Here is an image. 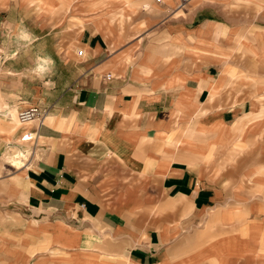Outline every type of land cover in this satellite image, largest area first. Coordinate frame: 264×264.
I'll list each match as a JSON object with an SVG mask.
<instances>
[{"label": "crops", "instance_id": "crops-1", "mask_svg": "<svg viewBox=\"0 0 264 264\" xmlns=\"http://www.w3.org/2000/svg\"><path fill=\"white\" fill-rule=\"evenodd\" d=\"M151 1H120L138 7L128 32L111 1L0 2V264L264 263V198L245 193L263 167L251 176L215 151L205 162L237 141L236 124L215 118L228 98L204 93L205 48L239 28L196 24L202 9L161 24ZM29 107L42 123L19 126ZM28 131L34 145L20 141Z\"/></svg>", "mask_w": 264, "mask_h": 264}, {"label": "rangeland", "instance_id": "rangeland-1", "mask_svg": "<svg viewBox=\"0 0 264 264\" xmlns=\"http://www.w3.org/2000/svg\"><path fill=\"white\" fill-rule=\"evenodd\" d=\"M14 1L0 0L6 6ZM30 1L33 4L37 3L38 6L42 4L41 1L54 5V0ZM107 1L112 2L111 11L115 13L114 16L120 17L116 22L119 32L139 30V20L125 19V16L130 17L138 9L133 5L124 4V1L127 0H77L81 9L85 8L88 2H92L99 11L105 8L103 7L104 2ZM120 1L124 3L120 4ZM223 1L225 3L221 6L223 10H217L219 17L214 14V8H218L216 0H152L149 4H143L142 7L146 11L158 13L161 24L174 23V21L185 22L190 15L193 16L192 14L196 13L195 10L202 9L201 12H197L201 15L196 13V20L194 21L196 24H201L207 20L218 21V23L223 24L228 18L226 24L237 25L239 29L234 36L230 35V32H233L230 30L231 28L223 27V42H219V47L208 45L205 48V57L213 60L212 64L215 65H212L213 72L210 74L212 77L210 84L208 85V82L205 81L202 85L204 93H207L206 89L210 87L209 103H220L222 97L228 98L229 109L225 110L226 103L225 105L219 104L215 118L224 116L236 124L232 129L237 141H232L227 145V152L219 146L212 148L205 162L212 159V153L215 151L218 153L216 154L217 158L221 156L227 164H232L229 165L231 169L250 168L251 176L257 168L263 167L258 171V175L264 178V62H260L253 56V49L257 47L259 38L264 45V0ZM7 14L1 13L0 21L5 19ZM81 25L83 26V23ZM114 31L117 32L115 28ZM76 51L77 56L83 57L84 51L82 49ZM198 114L200 118H204L207 113L203 109ZM15 123L18 124L16 120ZM24 144L29 145L31 142ZM8 165L10 166L12 163L9 162ZM9 166L6 169H10ZM251 183V193L248 191L245 193L252 197L264 198V185L261 187L264 181L262 183L259 179L251 177ZM210 229L211 237L216 236L215 230L222 231L215 225H211ZM258 251L264 256V249Z\"/></svg>", "mask_w": 264, "mask_h": 264}, {"label": "built area", "instance_id": "built-area-1", "mask_svg": "<svg viewBox=\"0 0 264 264\" xmlns=\"http://www.w3.org/2000/svg\"><path fill=\"white\" fill-rule=\"evenodd\" d=\"M109 79H110V75L106 77V80H109ZM44 114H45V111L41 112L36 107H29L28 109L19 111L16 114V119H17L19 126H22V127H27L29 124L35 123V122L40 125L44 119L43 118ZM21 136L22 137L20 141L23 143L31 142V144L34 145L37 141V135H36V132L34 131L25 132Z\"/></svg>", "mask_w": 264, "mask_h": 264}, {"label": "bare ground", "instance_id": "bare-ground-1", "mask_svg": "<svg viewBox=\"0 0 264 264\" xmlns=\"http://www.w3.org/2000/svg\"><path fill=\"white\" fill-rule=\"evenodd\" d=\"M261 47L264 49V45H261ZM254 52V51H253ZM255 53V52H254ZM258 53V52H257ZM264 54V53H263ZM258 56V55H257ZM264 59V58H263ZM264 62V61H263ZM15 119V118H14ZM17 120V119H15ZM18 123V122H17ZM22 155V154H21ZM13 158V157H12ZM12 166L19 168L21 166V160L17 157V158H13V160L11 161Z\"/></svg>", "mask_w": 264, "mask_h": 264}]
</instances>
